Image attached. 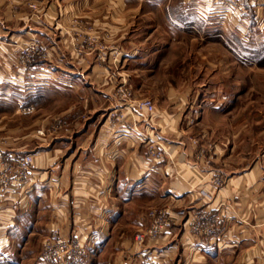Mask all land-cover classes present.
Instances as JSON below:
<instances>
[{"label":"crops","instance_id":"obj_1","mask_svg":"<svg viewBox=\"0 0 264 264\" xmlns=\"http://www.w3.org/2000/svg\"><path fill=\"white\" fill-rule=\"evenodd\" d=\"M36 1L35 13L27 0H0V153L34 157L29 179L0 193V262L17 255V264H54L41 251L59 227L81 243V264L130 256L264 264V153L250 158L230 137L218 138L205 110L187 99L194 87L167 72L175 40L166 23L188 33L198 20L211 25L210 0ZM245 6L243 35L264 12L252 0ZM155 13L162 30L149 21ZM236 20L229 16L231 28ZM87 36L96 38L94 50L81 52ZM29 43L43 54L23 65L16 50ZM123 77L155 103L153 114L111 120L124 107L116 95ZM216 173L225 177L221 188L211 181ZM152 208H169L172 224L137 243ZM202 211L217 223L213 236L191 229Z\"/></svg>","mask_w":264,"mask_h":264},{"label":"rangeland","instance_id":"obj_2","mask_svg":"<svg viewBox=\"0 0 264 264\" xmlns=\"http://www.w3.org/2000/svg\"><path fill=\"white\" fill-rule=\"evenodd\" d=\"M215 1L210 0L209 10L216 12L208 15L213 23L207 27L204 19L198 20L203 25L198 24L196 31L188 33L166 23V29H170L166 31L167 40H175L167 50L169 56H175L168 61L167 72L172 71L175 80L194 87L187 99L198 102L199 109L205 110L204 116L217 137H230L236 149L251 158L264 153V12L256 13V29L246 31L244 36L242 29L247 23L243 15L251 12L245 6L248 0H236L228 10ZM230 1L218 0L222 7ZM252 2L263 10L264 0ZM239 4L243 9L238 8ZM150 15L149 21L159 25L158 14ZM229 16L235 17L239 25L231 28ZM198 115L202 116L201 112ZM18 262L17 255H8L0 264Z\"/></svg>","mask_w":264,"mask_h":264},{"label":"built area","instance_id":"obj_3","mask_svg":"<svg viewBox=\"0 0 264 264\" xmlns=\"http://www.w3.org/2000/svg\"><path fill=\"white\" fill-rule=\"evenodd\" d=\"M240 1V0H238ZM29 7L33 12L39 10V4L36 0H27ZM220 5V8L229 9L236 4V0H231L228 5ZM238 5V4H237ZM240 9L243 6L239 4ZM221 10V9H220ZM88 29L92 30L91 27ZM96 42L95 37L87 36L85 40H82L78 44L77 49L83 51H93L94 44ZM16 52L20 55V62L23 65H27L32 62L37 56L43 54V50L36 43L23 44L19 46ZM102 55H105L103 52ZM116 95L122 102L124 107L119 112H113L110 114L111 120L121 122L126 118L128 112L146 111L149 114H153L156 111L155 103L149 98L138 97L129 86L128 81L123 79L118 83L116 87ZM163 151L156 148H151V156L154 159H161ZM205 153L202 151L200 158ZM34 157L32 154H26L23 157L16 158L15 160H8L4 158L0 153V193L8 194L14 190L16 186L24 184L30 177L32 172ZM213 185L216 188H221L225 183V177L221 173H216L211 179ZM151 218L150 225L147 229L138 232L135 235V242L144 243L146 240H156L163 234H166L169 227L172 224V213L169 208H152L149 211ZM191 229L193 233L201 236H213L217 232V223L213 221L208 211H202L195 214L191 220ZM82 245L79 240L70 238L64 230L59 227H54L51 233L44 238L41 251V259L45 262H52L54 264H81L82 257ZM119 264H161L154 257H147L143 260H139L137 257L130 256L125 260H122Z\"/></svg>","mask_w":264,"mask_h":264}]
</instances>
